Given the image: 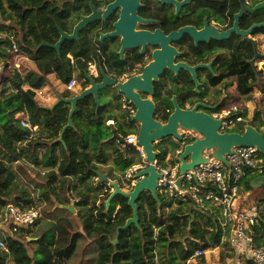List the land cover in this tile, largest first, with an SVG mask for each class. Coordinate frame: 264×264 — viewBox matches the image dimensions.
I'll return each instance as SVG.
<instances>
[{
  "label": "trees",
  "instance_id": "obj_1",
  "mask_svg": "<svg viewBox=\"0 0 264 264\" xmlns=\"http://www.w3.org/2000/svg\"><path fill=\"white\" fill-rule=\"evenodd\" d=\"M108 2L0 0V212L5 213L9 206L38 212L33 225L20 228L13 233L14 237L0 233V242L6 244V250L0 249V264H73L89 245L96 250L92 264H186L191 259L206 264L203 255L195 256V252L216 248H220L221 253L215 264H226V259L235 256L234 250L227 242L221 243L227 230L223 231L219 211L211 206L204 211L190 201L174 205L158 193L155 200L150 193L142 192L136 201L137 225L118 231L132 217V210L127 199L120 195L105 204L112 189L106 184L97 185L95 172L99 171L98 166L110 164L105 172L107 178L123 189L125 171L141 164L137 151L131 147L125 152L122 144L137 130V125L127 120L123 108L130 104L115 93L100 92L101 106L95 112L93 97L84 98L76 104L71 118L73 128L65 130L60 143L55 140L67 124L69 105L59 103L46 109L34 100L35 91L47 85L46 75L50 73L65 85L75 79L73 89L77 93L74 94L73 89L66 90L61 97L67 99L89 86L84 78L88 63L95 62L114 78L142 70L144 63L138 54L126 51L122 59L119 58L115 39L99 42L98 22L83 28L78 41H65L59 54L49 47L58 42L60 31L71 34L80 17L90 14L91 5L99 9ZM230 3L228 17L222 21L215 18L220 24H226V28L230 27L232 16L239 9L237 0H230ZM223 10L217 9L211 14L214 17L219 13L223 15ZM261 22H264V8L244 15L239 27L247 29ZM105 26L101 32L111 30L110 23ZM258 35H264V28L254 31L253 37ZM238 39L236 36L230 38L228 58L217 57L215 76L206 72L200 79L196 75L202 86L197 92H193L194 83L184 70L176 76L170 73L165 77L175 85L167 87L162 82L154 83L151 98L155 106L154 119L166 122L173 109V97L180 108L186 103L192 107L197 101L207 99L206 84L221 83L220 89L215 91L214 103H219L222 89H232L225 94L218 110L235 103V96L247 99L254 90L264 94V65L261 70L255 64L254 73L249 65L253 58L252 47ZM12 45L17 52L6 53ZM192 54L186 53L183 59L193 62L198 54ZM27 61L36 62L41 73L29 70ZM256 62H264V58ZM96 80L99 81L100 76ZM104 96L108 97L106 103L102 102ZM261 107L263 110H255L251 119L238 125L237 133H242L245 126L262 132L264 106ZM242 116L247 117L246 113ZM108 120L114 125L106 126ZM24 121L29 128L21 125ZM172 145V149L154 147L160 163L174 154L177 146ZM260 158L264 164V155L260 154ZM263 176L264 169L261 175L246 170L240 181L242 189L249 192L252 183ZM263 204L264 194L253 204L261 213L253 234L255 245L264 248ZM66 207H72L73 212ZM44 220L55 221L57 231H44L28 242V237ZM87 242L91 244L86 246ZM26 244L35 249L30 256L24 250ZM224 251L230 253L224 255ZM240 257L242 264H253L244 259V255Z\"/></svg>",
  "mask_w": 264,
  "mask_h": 264
},
{
  "label": "water",
  "instance_id": "obj_2",
  "mask_svg": "<svg viewBox=\"0 0 264 264\" xmlns=\"http://www.w3.org/2000/svg\"><path fill=\"white\" fill-rule=\"evenodd\" d=\"M160 2L174 6L176 12H178L180 8L194 2V0H183L181 2L175 0H160ZM237 3L239 9L232 16L230 28L225 31L218 32L215 29L209 28L207 23L203 22V28L199 31L185 27L177 32H171L168 35H165L158 29L153 32L134 31L136 21L142 24L148 22L139 19L136 15V10L139 7L138 0H114L112 3L103 5V8L100 7L102 10L100 8L96 9L91 5L90 14L80 17L71 34L60 31L58 42L53 46H49L59 54L61 45L65 41H78L79 32L83 28L94 22L108 21L112 12L118 10V18L112 24V31L100 33L99 42L102 43L105 39H119V51L117 54L120 59H122L126 51L132 52L140 49V53L143 54L147 47L152 49L150 63L144 66L139 74L130 75L126 79H123L126 75L120 78H114L106 74L102 68H98L95 62H92L94 63L95 75L90 73L88 69L84 73V78L89 86L73 97L67 99L58 97V101L54 104L64 103L70 107L67 124L62 128L58 139L55 140V142L60 143L62 142V135L65 130L73 128L71 118L76 110V104L88 96H92L94 99L95 112L101 106L99 100L100 92H105L106 95L115 93L121 97L123 102H127L134 107V114L129 120L137 125L136 146L144 152L145 162L148 163V166L136 173L135 178L137 181L129 191L120 189L115 182H110L105 174H101L98 171L95 172L98 178L97 185L106 184L112 189L105 204L108 205L115 195H120L127 199V205L132 210V217L127 219L125 224L118 228V231L125 230L130 225H137L138 208L136 201L142 192L150 193L157 200L156 182L159 175L152 166V162L157 156L154 147L163 146L168 141L173 143V140L180 142L182 135L178 133V130L194 131L199 136L192 143L186 144L183 147L178 158L180 162V173L191 170L200 163H205L207 161L203 157V151L205 150H213L214 153L211 156L221 161H224L223 155L230 154L231 148L233 147H253L260 154L264 155V130L263 132H258L251 126H245L242 133H218L220 121L213 119L204 112L198 111V108L204 107L202 104H196L191 109L182 110L178 107L175 97H173L171 100L173 112L169 115L166 122L161 123L154 119L155 106L151 100L154 94V83L160 81L165 70L175 75L178 71L184 70L191 76L195 84V89L197 90L196 70L209 67L208 65L189 67L184 63L173 65V58L179 57V53L169 44L178 42L184 34L190 38L195 47L210 42L218 44L222 41L229 40L232 36L240 38L252 47L253 58L249 61V65L252 67L254 73H256L255 61L258 58H264V55L258 52L253 34L255 30L264 28V22L253 24L247 29H240L239 20L244 15H252L263 9L264 0L253 6L245 5L244 0H237ZM45 46L48 47L46 44ZM99 76L100 80L97 81L96 79ZM122 144L125 152L132 147L130 143H125V141ZM177 182L180 183V179ZM253 183L264 186V176L257 178ZM66 208L73 212L72 207Z\"/></svg>",
  "mask_w": 264,
  "mask_h": 264
},
{
  "label": "built area",
  "instance_id": "obj_3",
  "mask_svg": "<svg viewBox=\"0 0 264 264\" xmlns=\"http://www.w3.org/2000/svg\"><path fill=\"white\" fill-rule=\"evenodd\" d=\"M260 1L244 0V3L250 6ZM5 51L10 54L16 53L17 49L12 45ZM69 58L72 59L71 56ZM262 68L260 67L261 70H263ZM87 69L95 75L94 63L88 64ZM128 76L130 75L124 76L123 79ZM75 85L76 81L72 78L65 85V89L71 91ZM123 108L128 116L127 120H129L135 109L131 106ZM244 111L245 108L240 103H233L216 111L213 118L220 121L218 132L229 133L240 123H245L247 117L242 116ZM21 125L30 127L26 121ZM105 125L113 126L114 124L113 121L108 120ZM178 133L182 135V140L180 142L173 140V144L177 146L174 154L166 156L162 163L157 158L152 162L154 170L159 175L156 182V193L174 205L190 201L204 211H208L210 206L216 208L219 211V223L223 231L227 230V234H223L221 237V243L227 242L234 251L244 253L245 257L253 264H264V248L255 245L253 234V227L259 224L261 213L255 208L242 210L239 203L242 189L240 181L246 170L253 171L258 175L263 172L264 164L260 153L253 147H233L230 154L223 155L224 161L217 160L212 156H203L207 159L205 163H200L193 169L180 173L178 158L183 147L192 143L199 136L194 131L178 130ZM124 141L132 145L141 159V164L132 165L123 175V186L126 191L129 187V191L137 181L136 173L146 168L148 163L145 162V154L142 149L136 146V132L126 137ZM178 179H180V183L177 182ZM37 217L36 210L24 211L13 206H9L4 213V221L10 235L17 233L22 227L33 225ZM0 249L6 250L5 242H0ZM203 254L204 252L201 250L195 252V256Z\"/></svg>",
  "mask_w": 264,
  "mask_h": 264
},
{
  "label": "flooded vegetation",
  "instance_id": "obj_4",
  "mask_svg": "<svg viewBox=\"0 0 264 264\" xmlns=\"http://www.w3.org/2000/svg\"><path fill=\"white\" fill-rule=\"evenodd\" d=\"M107 1H109L107 4H109V3H112L114 0H107ZM175 1L181 2L183 0H175ZM138 3H139V7L136 10L137 17L139 19H142L148 22L146 24H142L139 21H136L135 28H134V31L136 32L137 31L153 32L158 29L162 31L165 35H168L171 32H177L178 30L185 28V27H189L196 31H199L203 28V22H206L209 28L215 29L218 32H222L230 28V27L226 28V24H220V21L225 20V18L228 17V10L231 5L230 0H218V1L217 0H194V2L189 3L185 5L184 7L180 8L178 12H176V9L174 6L163 4L160 2V0H138ZM217 9L218 10L224 9L223 11H221L222 13L224 12V14L222 15L219 13V15H217L216 17L212 16L211 12ZM204 10L206 11V13L204 12ZM117 18H118V10H115L114 12H112L111 17L110 19H108V21L98 22L99 32L107 33V32L112 31V24L117 20ZM215 18H218L220 21L215 20ZM109 23H110L111 30L101 32L106 27L105 25ZM238 40H241V39L239 38ZM229 42H230V39L227 41H222L221 43H218V44L210 42V43L195 47L192 41L190 40V38L186 34H184L182 35L181 39L178 42L169 44L171 47H173L177 51V53H179V57L173 58L174 59L173 65L177 63H184L188 65L189 67H194L196 65H208L209 66L208 68H200L196 70L195 74L196 75L198 74L200 79H202L205 76L206 72L212 74V76H215L214 68L216 67L215 61L217 60V57L225 59V58H228L230 55ZM221 45L222 47H220ZM114 47L117 48V53H118L119 39L114 40ZM151 51L152 49L147 47L143 54L140 53V49L132 51V54L136 53L139 56H141L144 66H146L151 61V57H150ZM223 51H226V52H223ZM186 53H189L192 56H193L192 53H197L198 57H196L195 60H193V62L186 61L183 59V56L186 55ZM256 61H255V64L257 63ZM180 71H178L176 75H178ZM140 72L141 71H139L138 73ZM170 73L171 72H169L168 70H165L162 78L159 81V82H162L164 86L169 87L171 85L176 84V83H170L168 80L165 79V77L169 75ZM134 74L135 73H133L132 75ZM173 75L176 76L175 74ZM196 80L198 82L197 76H196ZM223 82L224 80L222 81V83ZM220 86H221V83L215 86L206 84L205 87L208 88V91H207L208 98L207 99H204L202 101H197L192 107H189L187 103L185 104L184 108H180L179 106L178 107L182 110H185V109L193 108L196 104H202L204 105V107L198 108V111L204 112L213 118V114L216 111H218V107L220 106L221 100L224 99L225 94L230 93L229 91L222 89V92L219 98V103H214L213 99L215 98V91L220 89ZM199 87H202L201 83L198 82L197 90L195 89V84H194L193 92H197ZM172 112H173V109H172ZM215 120H218V119H215ZM237 129L238 128L236 127L231 132L237 133Z\"/></svg>",
  "mask_w": 264,
  "mask_h": 264
},
{
  "label": "rangeland",
  "instance_id": "obj_5",
  "mask_svg": "<svg viewBox=\"0 0 264 264\" xmlns=\"http://www.w3.org/2000/svg\"><path fill=\"white\" fill-rule=\"evenodd\" d=\"M257 45H258L257 46L258 52L259 53H264V47L262 46L263 44H262L261 40L258 39ZM223 52H226V51H223ZM88 64H90V63H88ZM256 64H257L256 65L257 69H260V67H263L264 62H259V63H256ZM227 81L229 82V81H231V79H228ZM228 90H229V92H231L232 89L229 88ZM258 93H260L258 90H254L252 92L251 97H250V100L251 101L248 102V103H250L248 105L249 106L252 105V107L246 106V108H245V111L244 112L247 115V120L251 119V117H252V115H253V113H254L255 110L259 109L261 106H264V94L260 93L263 96H259L258 97ZM235 99H236L235 100V103H239L241 101V99L238 98L237 96H235ZM107 101H108V97L107 96H104L103 99H102V102L106 103ZM248 107H249V109H247ZM237 128H238V126H237ZM263 130H262V132H263ZM172 146L173 145H172L171 141H168L162 147L172 149ZM213 153H214L213 150H205V151H203V156L204 157H209ZM241 193H242V195H241ZM245 193H247V192H245L242 189V191H240V198L243 195H245ZM249 193L251 195L248 198V200L254 202L255 199H258L259 196H261V195L264 194V186L262 184H255V183H253V185L251 186V190L249 191ZM43 222L44 223H48V224H45V226H41L43 224ZM51 223L54 224L56 222L55 221H46V220L42 221L34 229V232L30 235V237H28L27 241L30 242V241H33L34 239H37V237L42 232L47 231V230L56 232L57 229ZM3 229L5 231H3ZM65 230L68 232V234L70 233V230L67 227L65 228ZM0 233L1 234H5V233L6 234H9L8 233V227H7V225H6L5 221H4V212H2V213L0 212ZM12 236L14 237V235H12ZM89 244H91V242H87L86 243V246H88ZM31 247L32 246H29L27 244L24 246V250H25V252L29 256L32 254L33 250H35L33 247L32 248ZM219 249L220 248H216V249H211V250H208V251L204 252L203 257H204V261H205L206 264H215V263H217V261L219 260V255L221 253V251ZM95 251L96 250H95L94 246L93 245H89L88 248L84 251V253H83V250H82L81 257L75 259L72 263L73 264H92L93 263V259L96 257ZM229 253H230L229 251H224V255H228ZM234 254H235V256L232 259H229V258L226 259V264H242L243 263L242 260H241V257H243V256L240 257V255H244V253H242V252H236L235 253V251H234ZM244 259H247V258L244 256ZM79 260H80V262H79ZM198 263H199L198 262V259H191L186 264H198Z\"/></svg>",
  "mask_w": 264,
  "mask_h": 264
},
{
  "label": "crops",
  "instance_id": "obj_6",
  "mask_svg": "<svg viewBox=\"0 0 264 264\" xmlns=\"http://www.w3.org/2000/svg\"><path fill=\"white\" fill-rule=\"evenodd\" d=\"M253 39L256 41V43H258V39L261 40V42L263 44L262 46L264 47V35H258L256 37H253ZM260 54L264 55V53H260ZM27 66L29 67V70H31V71H34L36 73H41V71L37 67L36 62L27 61ZM46 77H47V81H48L47 85L44 86L43 88H41L40 90L35 91L34 100L38 106H40L42 108H46V109H51L54 106V104L58 101V97H61V95L66 91V89H65V84H61L59 81H57L55 78V75L53 73L47 74ZM23 89L26 90L27 88L24 87ZM75 90L73 91L74 94L77 93L76 92L77 90L76 91ZM259 96H263V95L258 93V97ZM250 97H251V95L247 99L242 100V98H241V101L239 103L242 104L244 106V108H246V106H249L248 104H250V103H248L251 101ZM249 107H252V105H250ZM249 107L247 109H249ZM260 109L263 110V107H260ZM108 127H111V126H108ZM98 167H99L98 172L106 175V173H105L106 170L108 168H110L111 166L109 164V165H101ZM113 182H115V181H113ZM122 190H126V189L123 188ZM241 191H242V189H241ZM241 195H242V193H241ZM250 195L251 194L249 192H247V193H245V195H243L239 199V203L241 204L242 210L254 208V206H253L254 202L248 200ZM43 224L41 226H45V224H48V223L43 222ZM51 224H53V223H51ZM55 224L56 223H54L53 225L56 228L57 224L56 225ZM3 231H5V230L3 229ZM47 231H50V230H47Z\"/></svg>",
  "mask_w": 264,
  "mask_h": 264
},
{
  "label": "clouds",
  "instance_id": "obj_7",
  "mask_svg": "<svg viewBox=\"0 0 264 264\" xmlns=\"http://www.w3.org/2000/svg\"><path fill=\"white\" fill-rule=\"evenodd\" d=\"M262 1V0H261ZM254 4H256V3H254ZM254 4H252V5H250V6H253ZM245 256V255H244Z\"/></svg>",
  "mask_w": 264,
  "mask_h": 264
}]
</instances>
